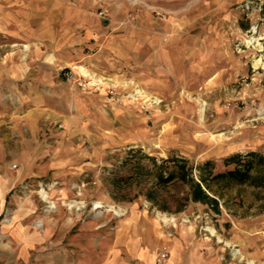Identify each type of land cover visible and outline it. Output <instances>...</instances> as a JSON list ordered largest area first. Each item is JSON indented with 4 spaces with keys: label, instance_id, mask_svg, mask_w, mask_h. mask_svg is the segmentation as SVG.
Returning a JSON list of instances; mask_svg holds the SVG:
<instances>
[{
    "label": "crops",
    "instance_id": "0c3cea01",
    "mask_svg": "<svg viewBox=\"0 0 264 264\" xmlns=\"http://www.w3.org/2000/svg\"><path fill=\"white\" fill-rule=\"evenodd\" d=\"M197 31L194 6L185 0H0V202L5 207L10 198L13 211L0 220V264H154L164 244L163 264H235L196 239L190 225L163 216L176 208L156 204L155 217L131 206L100 235L99 221L83 231L79 203L44 209L33 190L24 198L15 190L27 178H76L84 138L97 150L133 133L141 116L125 94L136 87L146 98L171 100L174 80L183 91L210 81L216 70L196 54ZM70 67L105 79L120 101L69 84Z\"/></svg>",
    "mask_w": 264,
    "mask_h": 264
},
{
    "label": "rangeland",
    "instance_id": "374dc122",
    "mask_svg": "<svg viewBox=\"0 0 264 264\" xmlns=\"http://www.w3.org/2000/svg\"><path fill=\"white\" fill-rule=\"evenodd\" d=\"M153 1L164 6L183 2ZM237 1L185 0L194 6L196 30L200 31L201 49L196 54L216 70L210 81L183 91L174 80L178 90L171 100L146 98L136 92L139 87L126 93V98L138 102L137 114L141 116L133 133H125L122 140H104L97 150L84 138L79 149L83 163L77 165L80 173L76 178L52 179L48 174L21 180L15 187L20 197H25L26 190H33V198L40 199L44 209L55 204L69 209L79 203L83 231H87L89 222L99 221L100 235L115 229L131 206L157 217L156 203L165 204L176 208L175 212L164 210L168 221L174 217L190 225L196 239L203 238L208 243L205 246L223 260L264 264V187L215 185L210 194L219 201L220 212H216L209 204L190 199L189 184L181 179L157 182L159 172L177 173L175 159L192 164V177L197 179L196 166L206 160L214 161L218 171L227 167L222 159L231 153L264 152V6H256L264 0H245L240 5ZM155 13L164 16L166 12L157 9ZM98 15L108 18L102 9ZM251 24L257 25L260 38L249 42L246 38ZM162 38L166 40L167 36ZM81 74L89 75L98 85H79ZM65 77L72 86L120 101L115 86L108 87L105 79L75 72L72 67ZM148 189L153 192V201L146 199ZM75 190L81 192L76 194ZM7 203L5 209L12 217L10 198ZM39 221L36 223L40 226Z\"/></svg>",
    "mask_w": 264,
    "mask_h": 264
},
{
    "label": "trees",
    "instance_id": "16d2710c",
    "mask_svg": "<svg viewBox=\"0 0 264 264\" xmlns=\"http://www.w3.org/2000/svg\"><path fill=\"white\" fill-rule=\"evenodd\" d=\"M227 166L224 170H215V163L206 160L196 166L197 179L192 177V164H187L184 159H175L177 173L168 172L164 175L158 173L157 182L167 183L174 178H179L189 184V197L194 201L209 204L214 211L220 212L218 199L210 194L214 186L234 184H248L253 187H264V152L250 150L245 153L234 152L222 159ZM146 199L153 201V192L147 190ZM158 204V203H156ZM165 209V204H158Z\"/></svg>",
    "mask_w": 264,
    "mask_h": 264
},
{
    "label": "built area",
    "instance_id": "2783aa9c",
    "mask_svg": "<svg viewBox=\"0 0 264 264\" xmlns=\"http://www.w3.org/2000/svg\"><path fill=\"white\" fill-rule=\"evenodd\" d=\"M256 6L261 9L262 6H264V2L256 3ZM100 14H104L103 11H100ZM105 16V15H104ZM260 36H257V25L251 24L250 28L248 29V34H247V41H256ZM73 77V76H71ZM77 82L79 85L88 87V86H96L98 85L97 81L92 80V77L89 75L81 74L77 78ZM110 92H114L113 89L110 90ZM139 93V89L136 91ZM12 167H16V164H13ZM11 217V212L5 209L3 207L2 203L0 202V220L3 222H6L10 219ZM169 255V247L164 244L162 245L157 251L155 252L154 255V264H163V262L168 258Z\"/></svg>",
    "mask_w": 264,
    "mask_h": 264
},
{
    "label": "bare ground",
    "instance_id": "6f19581e",
    "mask_svg": "<svg viewBox=\"0 0 264 264\" xmlns=\"http://www.w3.org/2000/svg\"><path fill=\"white\" fill-rule=\"evenodd\" d=\"M43 196L46 197V194L43 193Z\"/></svg>",
    "mask_w": 264,
    "mask_h": 264
}]
</instances>
